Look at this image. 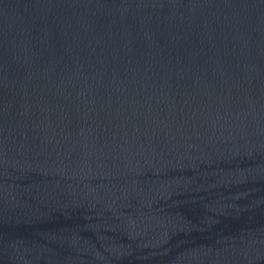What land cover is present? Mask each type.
I'll use <instances>...</instances> for the list:
<instances>
[{
  "label": "water",
  "instance_id": "water-1",
  "mask_svg": "<svg viewBox=\"0 0 264 264\" xmlns=\"http://www.w3.org/2000/svg\"><path fill=\"white\" fill-rule=\"evenodd\" d=\"M0 264H264V0H0Z\"/></svg>",
  "mask_w": 264,
  "mask_h": 264
}]
</instances>
